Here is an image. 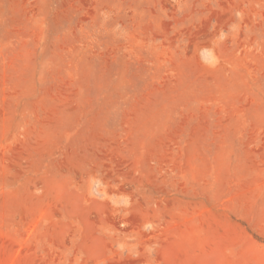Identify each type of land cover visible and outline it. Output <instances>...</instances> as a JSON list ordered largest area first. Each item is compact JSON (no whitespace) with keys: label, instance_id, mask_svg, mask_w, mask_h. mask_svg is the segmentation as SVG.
I'll return each instance as SVG.
<instances>
[{"label":"rangeland","instance_id":"1","mask_svg":"<svg viewBox=\"0 0 264 264\" xmlns=\"http://www.w3.org/2000/svg\"><path fill=\"white\" fill-rule=\"evenodd\" d=\"M0 264H264V0H0Z\"/></svg>","mask_w":264,"mask_h":264}]
</instances>
